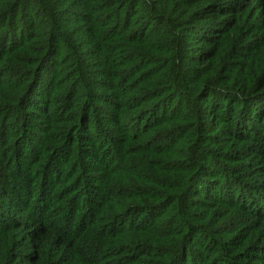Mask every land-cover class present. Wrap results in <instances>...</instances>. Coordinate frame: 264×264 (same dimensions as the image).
I'll use <instances>...</instances> for the list:
<instances>
[{
  "label": "trees",
  "instance_id": "1",
  "mask_svg": "<svg viewBox=\"0 0 264 264\" xmlns=\"http://www.w3.org/2000/svg\"><path fill=\"white\" fill-rule=\"evenodd\" d=\"M28 1L45 18L34 25L37 49L25 48L29 36L9 50L0 43V60L38 58L25 80L0 79V90L16 86L0 127L9 105L20 117L33 109L44 136L22 164L18 128L5 156L16 161L11 176L0 163V264H264V0H80L85 15L113 11L126 40L128 55L93 66L108 86L91 80L88 95L117 99L106 118L114 134L82 102L81 115L50 113L58 86L70 99L90 66L53 17L52 7L67 9ZM22 2L11 0L0 23H13ZM131 27L137 36L124 34ZM51 47L74 70L62 68L59 85L48 79L32 104ZM84 173L97 184L87 188Z\"/></svg>",
  "mask_w": 264,
  "mask_h": 264
},
{
  "label": "rangeland",
  "instance_id": "2",
  "mask_svg": "<svg viewBox=\"0 0 264 264\" xmlns=\"http://www.w3.org/2000/svg\"><path fill=\"white\" fill-rule=\"evenodd\" d=\"M10 1L11 0H0V16L2 15L3 12H5L9 8L8 4H10ZM56 3H57L56 6L57 5L59 6V4L61 6L62 4V8H66L67 10L64 11L63 13L57 12V14H55V12L59 9V7H52L53 8L52 11H54L53 17L55 16L54 17L55 21H59L58 22L59 27L61 30L65 31L66 34L68 35L70 44L73 45L76 44L75 46H78V51L82 54L81 56L87 57V61H89L90 68L85 69L86 71H85L84 79H82L81 81H79L78 78L74 80L73 85L77 84L82 89V91H78L79 88H77L76 89L77 92H75L70 99H69L70 95L68 93L69 90L67 89L66 91V94H68V96H66L64 94V91H62L63 89H65L66 86L63 85L64 87L62 86V88L58 86L56 96L61 99L53 102L54 108L53 110L52 109L50 110V113L55 116L64 115L69 118H71L73 115H81L82 114L81 110L78 109L75 103L82 102L83 105H87L86 106L87 111L91 109V112L102 116V118H98L99 119L98 122L100 123L102 122L101 126H104L101 127V129L105 130V133L114 134L116 130L112 127V125L106 123V121L108 120L106 118L109 116L108 115L109 110L110 109L112 110V107L116 104L117 99H114V101L110 99V101H105V103H103L102 101L105 100L104 98H95V96H100V94H102L101 93L102 91L99 89L98 90L95 89V92H93V97H89L88 95L91 92L90 83L93 81L100 82L108 86L106 82L101 81L100 79H96L97 77L94 75L96 71L94 72L93 66H95V64L100 60H105L113 64L116 61V58H122L123 56L128 55L126 51L122 49L123 47H125L126 40L122 39V37L121 38L119 37L120 32L114 31L116 27L113 26L114 25L113 21L115 20L116 15L113 13V11H111L108 15L104 17L95 13H92L91 16L89 15V13L85 15L81 9L82 5L80 4V0H57ZM39 12H40L39 8L34 4V2L23 0V2L21 3V8L19 6L18 13L14 17V22L12 23V21L7 18L6 21H2V23H0V43L4 44L6 49L10 47H11L10 49H12V47L14 48V44L19 45L20 42L22 43L23 40H25L26 37L29 36L30 39L28 40V43L26 44L25 48H31V50L37 49L36 48L37 46L35 45L36 43L34 42L35 38L33 37L39 31L38 29L35 28L34 25L35 23H37L38 20H42V21L45 20L43 15ZM80 16H83V18L80 19ZM85 17H88L89 21L84 25L82 20ZM106 23L109 24V28L104 27ZM119 23L122 24L121 22H118V24ZM13 27L14 29H12ZM132 30L133 27H131L128 33H124V34L128 35L131 32V35H135L136 33L133 32L138 31V30L137 31L136 30L132 31ZM90 31H94L93 32L94 35L97 34L98 32V34L96 35L98 39L89 37L87 32ZM57 42L55 44H59V41ZM54 46H60V45H54ZM188 46L190 47L192 45L189 43ZM53 48L49 51L47 62L43 63L42 67H40L39 77L38 80L35 82L37 84V89L30 94V98H29L32 104H34L37 101L39 96L43 98L46 90H50L48 86L51 83H47L48 79H50V82H54L56 85L57 84L59 85L61 82H63L62 80H66V75H64V73L62 72V68H67V74H69L70 72L72 73V70H74L73 67L69 65L66 66L63 65V62L65 61V59L62 60V57L64 55L63 51L60 49L57 51L55 47ZM36 56L37 55H34L32 51L26 56H24V54L19 53V51L13 52L10 55V57H8V59L10 61L12 60V62L15 64V67L9 65L6 61L0 60V79L5 81L6 80L11 81L13 79L12 76L17 74L20 77V79L24 77L25 80L28 77V72L26 68H28V66L31 67L35 65V62L38 58ZM7 57H3V58L6 59ZM85 62L83 64V67L87 64V63L85 64ZM59 64L61 65V67L58 66ZM12 69H15L16 71H11ZM55 73H61L60 76L62 78L60 79L58 77L56 79L55 78L56 76H53V74ZM55 79L57 81H53ZM8 84L9 85L6 86L5 90H0V105L2 106L3 104H6L8 101H10L9 100L11 96L10 93L12 92V90L16 88L14 82ZM85 88L89 89L88 93H84ZM103 92H106V94H108L109 90H105ZM12 108L13 105L8 106V112H7L8 115L7 114L4 115L3 122L1 123V127H0V132L1 129L4 131V133L1 132V136H0V154L3 155V157L0 160V163L2 164L6 163L5 166L7 165L10 168V170L7 171V174H9L10 176L14 172L13 169L16 164V161L13 162L10 160V158L6 161L5 156L9 157L12 154V152H10L9 154L8 151L10 149L9 147L10 144L16 141L14 136L17 134V129L23 127L22 131L24 133L18 137L17 143L19 142L22 146L20 150L22 154L21 157L23 156L25 157L24 158L25 160L23 161L22 164H26L31 158H33L32 156H35L32 153L35 149L37 150V148H39L40 145L38 144H40L44 136L41 133H39L40 129L36 128L35 126L45 125L44 123L45 121H40L37 123V118L33 115L35 114L34 113L35 111L33 109H28L29 111L27 112L23 111V113H20L23 114L20 117L19 115H17L20 112L18 111V108L15 110H13ZM19 110L21 109L19 108ZM2 116L3 113L0 114V121ZM65 127L66 128L70 127L69 130L75 129V125L68 124L65 125ZM28 145H32V146L37 145V147H35L33 151L31 149L25 150V146ZM65 152L66 151H64V153ZM80 152L81 151L77 152L78 156L79 154H81ZM87 152L91 153V150H88ZM146 162L148 163V158H146ZM75 164L76 163L71 161L70 163H68V165H66L64 169H68L70 168V166L74 167ZM64 169H62V172H66V170ZM71 172H73L72 169L69 170L67 176ZM80 175L81 174L75 173L72 176L73 180L80 177ZM82 175L84 176L82 178L84 179V183L86 184L87 188L89 187L91 188V186L97 184L93 182V179L96 178L97 176L95 173H91L89 175L87 173H84ZM45 176H46V172H45ZM74 196L75 194H71V198H73Z\"/></svg>",
  "mask_w": 264,
  "mask_h": 264
}]
</instances>
